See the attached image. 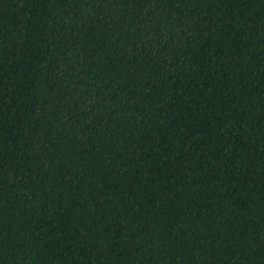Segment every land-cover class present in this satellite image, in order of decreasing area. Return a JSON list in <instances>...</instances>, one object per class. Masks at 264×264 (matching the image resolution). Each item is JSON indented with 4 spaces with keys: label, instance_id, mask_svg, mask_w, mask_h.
Masks as SVG:
<instances>
[{
    "label": "trees",
    "instance_id": "obj_1",
    "mask_svg": "<svg viewBox=\"0 0 264 264\" xmlns=\"http://www.w3.org/2000/svg\"><path fill=\"white\" fill-rule=\"evenodd\" d=\"M0 264H264V0H0Z\"/></svg>",
    "mask_w": 264,
    "mask_h": 264
}]
</instances>
